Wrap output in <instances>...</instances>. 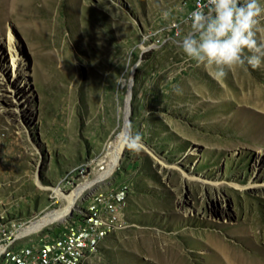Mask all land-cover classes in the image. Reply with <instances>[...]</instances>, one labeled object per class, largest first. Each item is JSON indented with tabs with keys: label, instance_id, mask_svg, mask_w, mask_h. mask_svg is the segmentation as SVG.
Masks as SVG:
<instances>
[{
	"label": "rangeland",
	"instance_id": "1",
	"mask_svg": "<svg viewBox=\"0 0 264 264\" xmlns=\"http://www.w3.org/2000/svg\"><path fill=\"white\" fill-rule=\"evenodd\" d=\"M17 1L0 0V84L24 91L17 103L0 88V223L62 208L52 189L67 196L94 180L121 133H139L142 149L126 145L76 202L125 193V228L85 264H229L217 242L264 263V64L217 80L187 57L189 0ZM56 233L48 224L19 246Z\"/></svg>",
	"mask_w": 264,
	"mask_h": 264
},
{
	"label": "built area",
	"instance_id": "2",
	"mask_svg": "<svg viewBox=\"0 0 264 264\" xmlns=\"http://www.w3.org/2000/svg\"><path fill=\"white\" fill-rule=\"evenodd\" d=\"M206 0H189L183 22L190 27V14ZM125 193L122 190H95L88 201L75 205L58 224V233L31 240L19 246L20 231L27 222L0 223V264H85L100 241L117 229L125 228ZM31 223V222H30ZM29 223V224H30ZM48 226V225H46Z\"/></svg>",
	"mask_w": 264,
	"mask_h": 264
},
{
	"label": "clouds",
	"instance_id": "3",
	"mask_svg": "<svg viewBox=\"0 0 264 264\" xmlns=\"http://www.w3.org/2000/svg\"><path fill=\"white\" fill-rule=\"evenodd\" d=\"M205 7L190 14V31L179 42L187 57L214 66L217 80L228 75L225 68L264 64V6L259 0H206ZM127 146L140 151L142 136L129 132Z\"/></svg>",
	"mask_w": 264,
	"mask_h": 264
},
{
	"label": "bare ground",
	"instance_id": "4",
	"mask_svg": "<svg viewBox=\"0 0 264 264\" xmlns=\"http://www.w3.org/2000/svg\"><path fill=\"white\" fill-rule=\"evenodd\" d=\"M17 3H18V1H17ZM7 7H8V5H7ZM7 53L10 56V62H11L10 66L12 68V72H11L12 78L16 79L17 71H19L21 68V66H20L21 64H19V62H18L20 55H19V52L15 46V43H13L9 37H8V42H7ZM5 71H6V69H4L2 67L0 68V80H1V78H2V80H5V75H4ZM22 72H25V71L23 70ZM121 82H122L121 85L123 86L124 81L122 80ZM189 84H191V83H189ZM183 86H185V85H183ZM2 87L5 88V90L10 91L13 99L17 100V103H19V100L22 98L21 94H24L23 93L24 91L21 89V87L15 86V84L13 82H10V81L4 82L3 85L0 84V88H2ZM126 139H127L126 134L123 131L121 133V135L119 136L118 140H116L112 144L113 149L110 152L109 164L105 167L103 172H100L97 175V177L94 180L86 181L85 183L80 184L76 189H74L67 196H63L61 194L59 188L52 189L53 194L56 198H60V199H63L65 201V206H63L62 208H59L57 210L49 211L46 214H44L42 217H40L39 219L32 221L28 226L21 229L19 237H24V236H27L31 233L37 232L40 229H42L43 227H45L46 225L50 224L52 221H54V220L61 221L66 216H68L69 213L71 212L72 208L75 206L78 198L82 195V193L87 188L91 187L93 184H95L98 181L104 180L106 177H108L112 173V171L115 169L116 162L120 158V155H121L124 147L127 145ZM217 243L214 244V248H215L214 252H215L216 258L225 259L226 261H228L229 264H264V263H261L257 260L249 259L248 257L245 256V254L242 251L238 250L234 246L225 245L222 242H220V243L217 242ZM165 260H166V262H168L170 264H183L181 261L180 255H179V263L175 258H171V257L170 258L167 257V259H165Z\"/></svg>",
	"mask_w": 264,
	"mask_h": 264
}]
</instances>
